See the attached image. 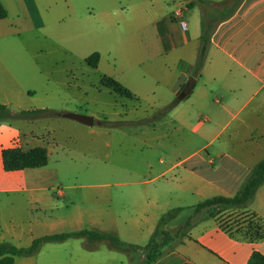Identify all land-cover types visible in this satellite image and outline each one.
<instances>
[{
	"label": "rangeland",
	"instance_id": "obj_1",
	"mask_svg": "<svg viewBox=\"0 0 264 264\" xmlns=\"http://www.w3.org/2000/svg\"><path fill=\"white\" fill-rule=\"evenodd\" d=\"M145 1L0 0L6 11L0 20V105L15 115L28 113L0 120V129L30 134L34 140L26 149L41 146L48 154L46 166L12 173L13 186L46 202L33 211V237L4 235V241L28 248L34 238L87 230L143 248L156 228L174 231L189 223L185 235L203 215L193 208L221 196L217 187L206 189L200 181L211 167L227 162L240 172L237 164L251 169L264 158V89L242 110L214 103L220 97L208 86V103L192 105L200 81L186 99L163 106L176 97L166 84L152 26L134 36L131 31L133 12ZM106 11L110 19L100 17ZM93 53L100 56L96 68L85 62ZM136 56L144 64H136ZM105 76L141 96L110 92L101 85ZM66 112L93 123L65 118ZM15 210L18 216L21 209ZM249 211L264 215V183L247 210L225 211L218 218L244 228L252 219ZM7 213L3 210L2 220L9 224ZM48 220L76 224L41 225ZM108 244L85 237L44 242L15 264H113Z\"/></svg>",
	"mask_w": 264,
	"mask_h": 264
},
{
	"label": "crops",
	"instance_id": "obj_2",
	"mask_svg": "<svg viewBox=\"0 0 264 264\" xmlns=\"http://www.w3.org/2000/svg\"><path fill=\"white\" fill-rule=\"evenodd\" d=\"M145 2L146 6H141L133 12L136 22L131 26L132 35L145 32L149 25L152 26L161 49L160 65L166 73V84L176 98L181 88L191 77L195 80L193 88L198 86L201 81L203 89L198 92L196 98L190 100L192 105L208 103L205 91L208 86L210 93L220 97L221 101H214V103L223 109L236 107L242 110L248 106L255 95L264 89V0H146ZM178 8L182 9L180 19L173 16L174 11ZM203 16L205 24L210 27V35L205 62L198 73L195 71L194 65L199 54L201 18ZM100 17L110 19V12H102ZM180 20L185 23V30L180 26ZM134 62L142 65L145 61L142 56H139L134 59ZM211 84L219 86L220 90H215ZM126 89L131 94L129 99H137L141 96L140 93L129 89V87ZM211 90L213 91L211 92ZM164 105L169 106L168 103H163ZM11 138V144H6ZM33 140L34 138L30 134L20 132L6 134L4 127L0 129V244H10L8 241H4L6 240L4 235L10 238L30 235L32 238L35 227V218L33 217L35 206L46 205L41 196L30 193L27 188L12 185L15 177L12 173L23 172L27 169L16 172L3 170L2 150L17 146L26 151L35 148L26 149L28 144L33 143ZM225 158L228 157L225 156ZM208 163L213 165L210 160ZM237 165L240 172L231 170L227 162L221 163L213 170L211 167L212 172L207 174V177L201 178L200 181H204V188L215 186L221 192V196L232 197L255 166L250 169L248 166ZM4 172L10 175L4 176ZM190 173L194 174L192 171ZM4 180L7 181L5 185L3 184ZM5 200L6 203L3 204ZM5 206L8 208L5 209ZM9 208H12L13 211L10 212ZM14 208H16L15 212L21 209L17 212L18 216H14ZM3 210L8 211L9 224L2 220ZM250 213L264 222L263 214L255 211ZM52 224L56 227H66L68 225L75 226L76 223L58 220ZM52 224L50 220L47 223H41L43 226ZM6 225H9L10 228ZM35 239L38 238L33 240ZM91 242L109 243L108 241ZM108 245L113 264L142 263L141 251L119 250L110 243ZM165 248L166 246L154 264H247L253 252L264 256V240L251 243L231 238L222 230L216 218H198V221L192 225L183 238L174 241L171 248ZM119 256L124 260L122 261ZM17 258L20 257L14 258L13 264Z\"/></svg>",
	"mask_w": 264,
	"mask_h": 264
},
{
	"label": "trees",
	"instance_id": "obj_3",
	"mask_svg": "<svg viewBox=\"0 0 264 264\" xmlns=\"http://www.w3.org/2000/svg\"><path fill=\"white\" fill-rule=\"evenodd\" d=\"M6 17V11L0 3V20ZM209 30L210 27L205 24L204 16L201 18V36H200V48L197 58V62L194 65L195 71L198 73L201 71L206 58L207 46L209 44ZM86 64L91 68H96L99 62V54L93 53L85 60ZM101 85L109 91L125 98H131L130 92L124 88L119 82L112 78L104 77L101 80ZM182 90V88H181ZM179 91L178 95L180 94ZM177 101L169 105V107L175 106ZM27 112H20L15 115L12 114L4 105H0V120L9 119L11 117H25ZM1 159L3 170L5 172L23 171L26 169H39L47 165L48 154L44 147H35L26 151L21 150L17 146L5 148L1 152ZM264 183V158L260 160L250 171L249 176L244 181L237 193L232 197L214 196L198 203L193 212L195 215L205 214V218H216L220 227L231 238L238 240L257 243L264 240V222L258 219L254 214L251 215V220L248 222V226L242 228L241 225L234 228V225H230L228 219L218 218L223 212L230 210H242L248 208L252 202L257 189ZM202 215V216H203ZM200 216V217H202ZM257 219V220H256ZM162 225H164V218H161ZM190 224H184L174 229V231L161 230L158 232L157 228L151 235L148 244L140 248L135 245H129L121 242L116 237L98 233L94 231H77L69 233L54 234L44 236L33 240L28 248H17L10 244H0V264H13V259L16 257H26L34 255L39 246L44 242H63L70 238L85 237L90 241H108L114 248L119 250L141 251L143 260L141 264H154L162 254V249L170 245L176 240H180L184 237L183 231L189 227ZM233 229H240L242 234L237 235L232 233ZM247 264H264V256L258 252H253L247 262Z\"/></svg>",
	"mask_w": 264,
	"mask_h": 264
},
{
	"label": "water",
	"instance_id": "obj_4",
	"mask_svg": "<svg viewBox=\"0 0 264 264\" xmlns=\"http://www.w3.org/2000/svg\"><path fill=\"white\" fill-rule=\"evenodd\" d=\"M194 85H195V80L192 77L189 78L187 83L185 84V86L182 88L180 94L177 96L176 101L180 102L183 99H185L190 94V92L192 91ZM64 117L68 118L70 120H73L75 122L87 125V126H91L93 123L92 118L73 114V113L65 114ZM177 226H179V225H177ZM166 228L168 230L167 226H166Z\"/></svg>",
	"mask_w": 264,
	"mask_h": 264
},
{
	"label": "built area",
	"instance_id": "obj_5",
	"mask_svg": "<svg viewBox=\"0 0 264 264\" xmlns=\"http://www.w3.org/2000/svg\"><path fill=\"white\" fill-rule=\"evenodd\" d=\"M181 15H182V9H181V8H178V9L175 10L174 13H173V16H174L176 19H180V18H181ZM179 23H180V26L185 30V29H186V25H185V23H184L182 20H180Z\"/></svg>",
	"mask_w": 264,
	"mask_h": 264
}]
</instances>
